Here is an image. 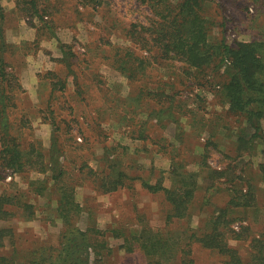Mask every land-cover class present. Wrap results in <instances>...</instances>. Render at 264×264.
Here are the masks:
<instances>
[{
  "label": "rangeland",
  "instance_id": "rangeland-1",
  "mask_svg": "<svg viewBox=\"0 0 264 264\" xmlns=\"http://www.w3.org/2000/svg\"><path fill=\"white\" fill-rule=\"evenodd\" d=\"M14 1L24 22L0 20L4 51L19 71L30 59L41 76L33 99L17 91L5 115L21 150L32 144L39 155L23 173L0 167V193L33 204V214L15 204L0 221L16 229V264L28 248L60 246L71 222L91 237L89 264H147L143 244L153 235L166 242L165 256L175 253L165 264H225L188 240L220 213L228 243L244 258L253 253L251 239L264 232V116L255 129L231 108L221 42L258 44L264 82V0H36L50 28L31 15L30 0ZM50 161L67 171L76 220L57 216L54 184L39 164ZM113 167L131 187L103 192L99 176ZM158 178L193 189L187 218L167 222L163 194L142 185ZM43 181L44 194H34L29 183ZM141 228L148 237L138 240Z\"/></svg>",
  "mask_w": 264,
  "mask_h": 264
},
{
  "label": "trees",
  "instance_id": "trees-1",
  "mask_svg": "<svg viewBox=\"0 0 264 264\" xmlns=\"http://www.w3.org/2000/svg\"><path fill=\"white\" fill-rule=\"evenodd\" d=\"M29 2L31 4L29 8L31 15H37L42 20V23H47V27L50 28L49 22L45 21L44 14L37 7V1L30 0ZM91 3L94 7L101 4V2L94 1ZM29 13V11H25L26 16ZM3 15V11L1 10V20L4 18ZM2 31V27L0 26V115H4L0 117V167L8 168L13 173H23L26 171V165L32 166L39 160L37 158L39 155L37 154V157H34L33 153L35 149L32 144H30L29 149L21 150L19 143L15 142V138L10 132V127L15 121H9L5 116L7 107L18 103L15 95L17 91L21 92L22 87L18 83L16 84V89H13L11 86V83L13 81L18 82L19 78L13 71L15 67L8 59V56H6V50L4 51L6 42L4 39L2 40ZM221 45V53L223 55L221 60L224 61L227 57L231 59L226 69L227 73H229V80L225 84L226 97L230 101L231 108L244 113L250 121V125L258 129L260 127V120L264 116V82L258 80L256 76L259 60L255 51L258 44L230 46L222 41ZM65 46L61 45V48L64 49ZM46 74L51 75L53 78L56 77L53 71H49ZM40 81L43 82V80ZM53 84L55 83L53 82ZM54 88L55 86H53L52 90ZM61 90H63V85ZM52 157L54 158V156ZM39 164L41 165L40 170L42 173L47 171L50 173L47 178L54 184L52 192L57 195L59 202L56 209L57 216L68 220H76V217L81 212V206L74 200V187L65 181L66 169L58 161L55 162V165L51 161L45 162L44 165L42 162H39ZM91 172H93L92 169ZM99 179L100 188L103 192H113L123 187H131L128 180H132L133 178L124 171L113 167L109 172L101 174ZM47 184L48 182L46 181L37 184L30 182L29 186L34 194L42 195L44 194V190L47 189ZM142 185L150 192H161L163 194L164 200L168 204L167 222L189 216L194 196L192 188L187 187V185L170 188L164 186L160 178L155 183L143 181ZM20 199L17 191L0 193V221H5L9 216L14 215L13 206L15 204L18 207L25 208L29 214L34 213L32 210L33 204L27 201L18 202ZM241 204L243 207L251 205L247 204V202H241ZM221 211L224 213V210ZM222 218L223 215L221 213L213 216L208 227H205L200 232H192L188 240H195L203 247L221 255L224 258L225 264H264V232L256 234L257 236L251 239L250 246H252L254 251L244 258L237 248L228 243L226 231L222 229L228 221L222 220ZM71 223L73 224L72 229L62 234L63 241L60 246L55 248L41 244L35 248H28V252H25L21 258L23 264H89V248L91 245L93 246L91 237L81 230L76 223ZM244 227L240 225L241 230ZM246 228L248 227L246 226ZM233 232L234 237H240L239 232ZM146 235L148 237L147 232L142 229L137 238L141 240L140 238ZM15 236L16 229L12 225L0 226V264H16L17 261H20L18 254L21 250L16 243ZM154 236L153 239L155 240L143 244L145 250L142 253L147 257L150 255L147 264H165L168 257L174 256L175 253H172L168 257L165 256L168 252V248H165L166 242L158 238L156 239ZM8 246L11 248L9 253L5 251Z\"/></svg>",
  "mask_w": 264,
  "mask_h": 264
},
{
  "label": "crops",
  "instance_id": "crops-1",
  "mask_svg": "<svg viewBox=\"0 0 264 264\" xmlns=\"http://www.w3.org/2000/svg\"><path fill=\"white\" fill-rule=\"evenodd\" d=\"M0 7V12L1 10L3 11L4 19H7V17H12L18 19L22 23L24 22L22 19L19 18V10L14 0H0ZM5 27L9 28L7 26ZM26 62V69L19 71L17 69L18 67H16L14 71L15 74L18 75L19 82L22 87L21 94L29 95V97L31 96L33 99L34 95L37 93V86L39 83V72L34 68V65L31 63L30 59H27Z\"/></svg>",
  "mask_w": 264,
  "mask_h": 264
},
{
  "label": "built area",
  "instance_id": "built-area-1",
  "mask_svg": "<svg viewBox=\"0 0 264 264\" xmlns=\"http://www.w3.org/2000/svg\"><path fill=\"white\" fill-rule=\"evenodd\" d=\"M11 177H12V176H11V175H9V176L7 177V179H11Z\"/></svg>",
  "mask_w": 264,
  "mask_h": 264
}]
</instances>
